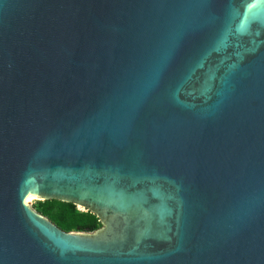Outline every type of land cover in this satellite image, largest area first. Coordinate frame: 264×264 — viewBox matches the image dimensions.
I'll return each instance as SVG.
<instances>
[{
  "label": "water",
  "instance_id": "obj_1",
  "mask_svg": "<svg viewBox=\"0 0 264 264\" xmlns=\"http://www.w3.org/2000/svg\"><path fill=\"white\" fill-rule=\"evenodd\" d=\"M0 264H264V0H0Z\"/></svg>",
  "mask_w": 264,
  "mask_h": 264
},
{
  "label": "trees",
  "instance_id": "obj_2",
  "mask_svg": "<svg viewBox=\"0 0 264 264\" xmlns=\"http://www.w3.org/2000/svg\"><path fill=\"white\" fill-rule=\"evenodd\" d=\"M34 210L63 232H92L99 226L94 215L79 212L69 203L45 200L38 202Z\"/></svg>",
  "mask_w": 264,
  "mask_h": 264
},
{
  "label": "rangeland",
  "instance_id": "obj_3",
  "mask_svg": "<svg viewBox=\"0 0 264 264\" xmlns=\"http://www.w3.org/2000/svg\"><path fill=\"white\" fill-rule=\"evenodd\" d=\"M38 202H41L40 200H35V201H33V202H31L30 204H29V208L34 212V213H36V211L34 210L35 209V205L38 203ZM75 209L77 210V211H79V212H85V210H83V209H81V208H79V207H75ZM37 214V213H36ZM99 224V223H98ZM100 227V225L96 228V229H98ZM71 232H74V231H71Z\"/></svg>",
  "mask_w": 264,
  "mask_h": 264
}]
</instances>
